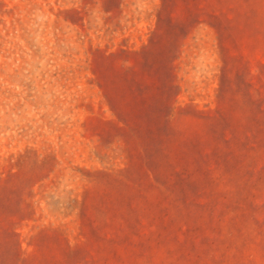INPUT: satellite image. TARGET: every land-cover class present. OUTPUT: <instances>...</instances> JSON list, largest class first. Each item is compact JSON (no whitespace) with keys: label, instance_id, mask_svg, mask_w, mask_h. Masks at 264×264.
Listing matches in <instances>:
<instances>
[{"label":"rangeland","instance_id":"1","mask_svg":"<svg viewBox=\"0 0 264 264\" xmlns=\"http://www.w3.org/2000/svg\"><path fill=\"white\" fill-rule=\"evenodd\" d=\"M0 264H264V0H0Z\"/></svg>","mask_w":264,"mask_h":264}]
</instances>
